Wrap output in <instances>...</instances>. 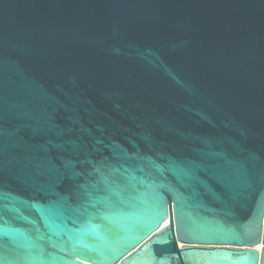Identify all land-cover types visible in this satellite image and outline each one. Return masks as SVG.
Masks as SVG:
<instances>
[{"label":"water","instance_id":"water-1","mask_svg":"<svg viewBox=\"0 0 264 264\" xmlns=\"http://www.w3.org/2000/svg\"><path fill=\"white\" fill-rule=\"evenodd\" d=\"M263 220L264 0H0L2 264H264Z\"/></svg>","mask_w":264,"mask_h":264},{"label":"snow or ice","instance_id":"snow-or-ice-1","mask_svg":"<svg viewBox=\"0 0 264 264\" xmlns=\"http://www.w3.org/2000/svg\"><path fill=\"white\" fill-rule=\"evenodd\" d=\"M75 161L72 158H68L64 161V166L66 169H71L74 166ZM2 264V262H0Z\"/></svg>","mask_w":264,"mask_h":264},{"label":"bare ground","instance_id":"bare-ground-1","mask_svg":"<svg viewBox=\"0 0 264 264\" xmlns=\"http://www.w3.org/2000/svg\"><path fill=\"white\" fill-rule=\"evenodd\" d=\"M168 223H169V219H166V220L163 222L162 226L168 225ZM263 223H264V220H263ZM180 245H183V243H182L181 241H180ZM256 248H257L259 251H262V249H263V242L261 241L260 243H258V245L256 246Z\"/></svg>","mask_w":264,"mask_h":264}]
</instances>
